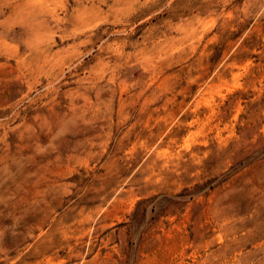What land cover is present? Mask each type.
<instances>
[{
	"label": "rangeland",
	"instance_id": "1",
	"mask_svg": "<svg viewBox=\"0 0 264 264\" xmlns=\"http://www.w3.org/2000/svg\"><path fill=\"white\" fill-rule=\"evenodd\" d=\"M0 264H264V0H0Z\"/></svg>",
	"mask_w": 264,
	"mask_h": 264
}]
</instances>
